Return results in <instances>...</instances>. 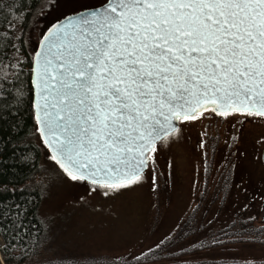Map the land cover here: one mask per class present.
<instances>
[{
	"label": "snow or ice",
	"instance_id": "6c2138e0",
	"mask_svg": "<svg viewBox=\"0 0 264 264\" xmlns=\"http://www.w3.org/2000/svg\"><path fill=\"white\" fill-rule=\"evenodd\" d=\"M47 8L57 15L31 52L35 123L24 148L35 139L45 150L41 171L49 186L84 181L108 195L141 186L150 172L155 189L158 149L180 141L205 112L209 119L264 117V0H48ZM17 39L23 47V33ZM18 63L16 82L24 75V61ZM0 94L15 102L8 108L5 100L0 113H18L22 85L16 93L0 87ZM27 203L0 207V264L16 256L23 264L51 259L41 258L47 234L25 223ZM33 234L29 246L25 237ZM179 235L169 233L132 261L149 264L147 253L168 251ZM219 243L212 237L199 247Z\"/></svg>",
	"mask_w": 264,
	"mask_h": 264
},
{
	"label": "rangeland",
	"instance_id": "374dc122",
	"mask_svg": "<svg viewBox=\"0 0 264 264\" xmlns=\"http://www.w3.org/2000/svg\"><path fill=\"white\" fill-rule=\"evenodd\" d=\"M47 3L27 31L30 54L57 15ZM208 115L192 121L180 141L158 149L155 189L150 172L141 186L108 195L84 181L49 186L43 172L41 214L50 225V247L41 258H51L44 264H134L132 255L177 232L168 251L147 253L149 264H264V118ZM44 156L41 148L42 168ZM236 233L246 238L231 239ZM212 237L220 243L199 247Z\"/></svg>",
	"mask_w": 264,
	"mask_h": 264
},
{
	"label": "trees",
	"instance_id": "16d2710c",
	"mask_svg": "<svg viewBox=\"0 0 264 264\" xmlns=\"http://www.w3.org/2000/svg\"><path fill=\"white\" fill-rule=\"evenodd\" d=\"M43 0H0V87L7 88L12 93H16L17 87L22 85L24 100L20 104L18 113L13 109L12 115L0 113V207L10 204L14 200L16 203H27V216L32 224L37 225L45 232L50 239V225L41 214V203L47 187V180L43 177L40 164L41 148L35 139L28 144L26 135L31 134L34 128L32 111V91L29 69L31 67V54L27 48V31L31 26L38 9ZM24 5H27L25 7ZM11 10V11H10ZM33 11V15L27 13ZM23 33L24 46L21 47L17 39ZM15 45V51L13 49ZM7 53L8 58L3 54ZM23 60L22 65L24 75L16 82L15 76L19 73L21 65L18 61ZM5 81L16 83H5ZM8 101V108H13L14 101L7 96L0 94V109L5 108L4 101ZM258 117V116H257ZM264 118V117H261ZM23 142V143H21ZM20 147H17V145ZM23 153V155H22ZM31 155L25 163L24 156ZM35 162L36 168L33 170L31 165ZM5 186L9 191H5ZM16 188L15 192L11 191ZM2 232V229H0ZM35 234L25 237L29 246ZM4 237L0 235V243ZM5 253L0 250V259ZM35 258V257H33ZM8 264H23L19 256L8 261Z\"/></svg>",
	"mask_w": 264,
	"mask_h": 264
},
{
	"label": "water",
	"instance_id": "95a60500",
	"mask_svg": "<svg viewBox=\"0 0 264 264\" xmlns=\"http://www.w3.org/2000/svg\"><path fill=\"white\" fill-rule=\"evenodd\" d=\"M30 81H31V78H30ZM260 158H261V160L264 162V149H263V151H262V153H261Z\"/></svg>",
	"mask_w": 264,
	"mask_h": 264
}]
</instances>
